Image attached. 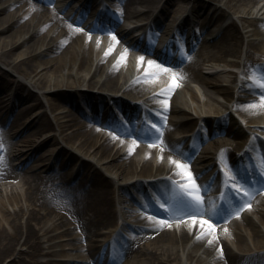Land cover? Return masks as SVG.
<instances>
[{"label": "bare ground", "instance_id": "obj_1", "mask_svg": "<svg viewBox=\"0 0 264 264\" xmlns=\"http://www.w3.org/2000/svg\"><path fill=\"white\" fill-rule=\"evenodd\" d=\"M51 1L43 7L0 0V65L13 76L11 83L0 79V264H264L263 183L218 211L193 200L205 186L230 181L231 169L243 178L245 169L253 172L252 151L264 171V0H77L64 14L67 0ZM109 1L124 21H146L127 29L110 17L103 4ZM88 6L102 29L118 25L121 43L107 32L89 38L71 25ZM187 20L196 21L187 38L198 49L179 72H163L161 62L179 60L166 48L169 41L173 48L171 33H187ZM85 22L90 33L100 28ZM144 28L152 33L150 46L135 39ZM254 71L259 75L247 78ZM26 99L33 101L18 106ZM127 99L139 100V111L164 129L159 138L148 133L156 144L122 138L112 108L131 118ZM127 124L126 132L137 131ZM214 126L220 143L209 136ZM173 151L196 153L189 170L177 167ZM101 171L112 179L109 189ZM167 179L174 194L163 201ZM154 196L166 211L153 207ZM183 210L208 214L214 231L181 219ZM129 225L150 233L134 237ZM115 228L133 242L110 237Z\"/></svg>", "mask_w": 264, "mask_h": 264}, {"label": "rangeland", "instance_id": "obj_2", "mask_svg": "<svg viewBox=\"0 0 264 264\" xmlns=\"http://www.w3.org/2000/svg\"><path fill=\"white\" fill-rule=\"evenodd\" d=\"M31 2H33L34 4H38V5H41V6H43L41 3H39V2H37L36 0H30ZM74 3H75V0H73L72 2H71V6H73L74 5ZM44 7V6H43ZM111 13H112V11H111ZM75 26H77V25H75ZM110 36H112V37H116L115 36V34L113 35V34H111ZM167 66H165V65H163V69H165ZM0 68L2 69V70H0V79L1 80H7V81H11V79H13V76H11L10 74H8V73H4V70L7 68L6 66H4L3 64H1L0 65ZM163 72H170V73H176V72H179V70L178 71H175V70H173L171 67H169V68H167V70L165 69V71L163 70ZM171 77V76H170ZM191 84H195V85H197V87H199V89L200 88H202V85H200V84H198L197 82H195V81H189ZM8 89V88H7ZM33 90V92L34 91H36L34 88L32 89ZM19 91H21V93L22 94H25L26 92H23L22 91V88L19 90ZM95 92V91H94ZM62 98H58V97H56L55 98V102H58V104L59 105H63L62 103L60 104L59 103V101L61 100ZM31 101H33V100H31V99H26V101H22V103H21V106L22 105H26V103H30ZM38 108V106L36 107V108H34V109H37ZM50 145H47V147H49ZM61 171H63L64 172V170H62L61 169ZM107 180L105 181V182H103L102 183V186L104 187V188H108L109 189V184H110V182H111V179H110V177L109 176H107ZM99 185H100V182L98 183ZM105 184H108V187H105L104 185Z\"/></svg>", "mask_w": 264, "mask_h": 264}, {"label": "snow or ice", "instance_id": "obj_3", "mask_svg": "<svg viewBox=\"0 0 264 264\" xmlns=\"http://www.w3.org/2000/svg\"><path fill=\"white\" fill-rule=\"evenodd\" d=\"M26 18H27V17H26ZM110 51H111V50H109V53H110ZM109 53H106L105 55L107 56ZM123 59H124V57L122 56V57H121V60H123ZM141 60H142V58H141ZM119 62H120V61H118V63H119ZM149 66L151 67V62H150V64H149ZM262 76H264V73H262ZM162 91H167V90H162ZM262 103H264V98H262ZM250 107L255 108L256 105H251ZM150 146H151V145H150ZM177 167H178V168H181L182 166H181V165H177ZM192 191H193V192H196V191H198V189L193 188ZM193 200H194V203H196V204L201 203V200H200V197H199V196H194V197H193ZM206 223H207L206 220H201V226H203V225L206 224ZM209 229L212 230V231H214V228L212 227V225H209ZM224 231L226 232L227 229H225ZM201 238H202V237H201ZM210 243H211V241H210Z\"/></svg>", "mask_w": 264, "mask_h": 264}]
</instances>
